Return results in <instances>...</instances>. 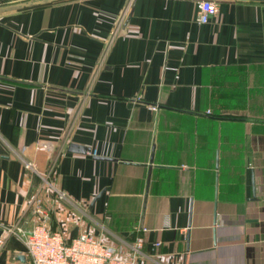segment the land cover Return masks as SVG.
I'll use <instances>...</instances> for the list:
<instances>
[{
  "label": "crops",
  "instance_id": "crops-1",
  "mask_svg": "<svg viewBox=\"0 0 264 264\" xmlns=\"http://www.w3.org/2000/svg\"><path fill=\"white\" fill-rule=\"evenodd\" d=\"M199 1L0 0V264L38 200L137 264H264V0Z\"/></svg>",
  "mask_w": 264,
  "mask_h": 264
},
{
  "label": "built area",
  "instance_id": "built-area-1",
  "mask_svg": "<svg viewBox=\"0 0 264 264\" xmlns=\"http://www.w3.org/2000/svg\"><path fill=\"white\" fill-rule=\"evenodd\" d=\"M217 11L218 4L213 0L199 1L198 22H208ZM26 166L31 167L29 163ZM37 202L36 221L29 231L23 232L28 256L26 264H137L136 254L141 251L142 236L136 238L128 254H123L117 244L90 231H83L75 239L67 241L62 232L51 228L46 208L40 200ZM2 240L0 237V244Z\"/></svg>",
  "mask_w": 264,
  "mask_h": 264
},
{
  "label": "water",
  "instance_id": "water-1",
  "mask_svg": "<svg viewBox=\"0 0 264 264\" xmlns=\"http://www.w3.org/2000/svg\"><path fill=\"white\" fill-rule=\"evenodd\" d=\"M83 151H86V148H81ZM24 259V258H23Z\"/></svg>",
  "mask_w": 264,
  "mask_h": 264
}]
</instances>
